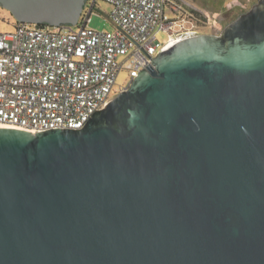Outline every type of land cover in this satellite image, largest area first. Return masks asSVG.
<instances>
[{"label": "water", "instance_id": "1", "mask_svg": "<svg viewBox=\"0 0 264 264\" xmlns=\"http://www.w3.org/2000/svg\"><path fill=\"white\" fill-rule=\"evenodd\" d=\"M85 2L0 7L58 26ZM0 264H264V0L80 129L0 127Z\"/></svg>", "mask_w": 264, "mask_h": 264}, {"label": "built area", "instance_id": "2", "mask_svg": "<svg viewBox=\"0 0 264 264\" xmlns=\"http://www.w3.org/2000/svg\"><path fill=\"white\" fill-rule=\"evenodd\" d=\"M96 1L86 0L75 25L15 20L12 31L0 32V127L82 128L157 54L198 35L205 22L180 0H102L111 7L113 29L97 30L88 24ZM159 31L167 32L165 41ZM123 67L128 83L116 86Z\"/></svg>", "mask_w": 264, "mask_h": 264}, {"label": "rangeland", "instance_id": "3", "mask_svg": "<svg viewBox=\"0 0 264 264\" xmlns=\"http://www.w3.org/2000/svg\"><path fill=\"white\" fill-rule=\"evenodd\" d=\"M227 2H238L239 10L238 15H235L233 18L226 20L227 16H222L220 20L224 23L223 26L218 30L214 29V33L220 34L221 31L224 30L226 26H228L229 23H231L235 18H237L240 14L245 13L251 9V7L258 3V0H226ZM206 6L207 3L205 4ZM111 10V7L108 3L97 0L94 4L93 11L91 12L90 22L88 23L89 26L97 29V30H112L113 25L111 23L109 12ZM218 18V17H217ZM14 17L4 8L0 7V32H9L14 29ZM203 23H200L202 25ZM200 32L204 30L203 28L199 27L198 31ZM202 34V33H198ZM217 35V34H216ZM157 39L160 41H165L168 37V34L166 31H159L156 35ZM122 59L119 57V60ZM128 83V70L126 68L120 69L118 72V75L116 77V86H119L120 84L125 85Z\"/></svg>", "mask_w": 264, "mask_h": 264}, {"label": "crops", "instance_id": "4", "mask_svg": "<svg viewBox=\"0 0 264 264\" xmlns=\"http://www.w3.org/2000/svg\"><path fill=\"white\" fill-rule=\"evenodd\" d=\"M185 5H190L195 9L205 22L199 27L203 28L199 33L202 34H218L214 33V29H220L224 22L220 20L222 16H227L226 20L238 15L239 5L238 2H227L226 0H180ZM207 3L208 6L205 4ZM218 17V18H217ZM222 22V23H221Z\"/></svg>", "mask_w": 264, "mask_h": 264}, {"label": "flooded vegetation", "instance_id": "5", "mask_svg": "<svg viewBox=\"0 0 264 264\" xmlns=\"http://www.w3.org/2000/svg\"><path fill=\"white\" fill-rule=\"evenodd\" d=\"M1 8H2V7H1ZM242 14H243V13H242ZM242 14H240V15H242ZM240 15H239V16H240ZM239 16H238V17H239ZM118 94H119V93H118ZM118 94H116V95L114 96V98H115ZM114 98H113V99H114ZM113 99H112V100H113ZM98 114H99V113L97 112L94 116H95V117H96V116H99Z\"/></svg>", "mask_w": 264, "mask_h": 264}, {"label": "trees", "instance_id": "6", "mask_svg": "<svg viewBox=\"0 0 264 264\" xmlns=\"http://www.w3.org/2000/svg\"><path fill=\"white\" fill-rule=\"evenodd\" d=\"M35 26H38V27H45L46 25H43V24H33Z\"/></svg>", "mask_w": 264, "mask_h": 264}]
</instances>
